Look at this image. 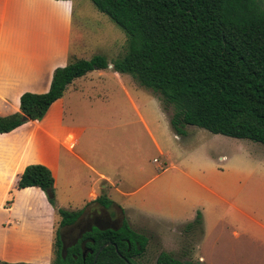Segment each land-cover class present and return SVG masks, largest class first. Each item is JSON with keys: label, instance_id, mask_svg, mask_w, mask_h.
<instances>
[{"label": "trees", "instance_id": "1", "mask_svg": "<svg viewBox=\"0 0 264 264\" xmlns=\"http://www.w3.org/2000/svg\"><path fill=\"white\" fill-rule=\"evenodd\" d=\"M118 25L127 36L124 54L112 61L96 54L91 58L71 55L66 65L56 67L46 92H24L19 111L0 116V133L14 130L30 120H41L77 77L112 64L114 71L129 74L140 86L151 90L169 112V124L178 136L187 126H197L214 134L248 139L264 146V0H90ZM171 109V111H170ZM38 187L55 205L54 177L40 163L28 164L19 175L17 188ZM8 199L5 206H9ZM118 206L105 195L93 202ZM84 209L57 208L59 226L73 224ZM186 230L201 229L198 211ZM98 247L109 241L125 256L122 244H137L141 253L148 238L132 229L126 219L118 230L97 228L87 233ZM57 235L55 263L73 260L60 252ZM112 245L104 247L95 264L120 263ZM0 264H14L1 262ZM24 264V263H18ZM133 264V263H130ZM154 264H197L182 262L168 252H160Z\"/></svg>", "mask_w": 264, "mask_h": 264}, {"label": "crops", "instance_id": "2", "mask_svg": "<svg viewBox=\"0 0 264 264\" xmlns=\"http://www.w3.org/2000/svg\"><path fill=\"white\" fill-rule=\"evenodd\" d=\"M73 16V0H0V116L19 111L22 93L46 92L54 69L66 65L71 55L80 58L72 51ZM113 77L119 84H114ZM138 100L109 63L107 68L75 78L41 120H30L12 131L0 133V215L5 216L0 224V261L29 264H50L51 261L57 209L46 200L40 188L16 187L19 175L28 164L47 166L54 177L57 195L66 198L68 203L77 193L85 204L105 195L124 210L113 200L110 189L117 188L116 181L125 177L122 173L127 172L133 186L140 183V178L144 179V148L134 140L126 150H117L113 138L108 140L107 136L91 130L97 122L110 131L116 125L134 124V139H138L146 124L145 111H141L145 103ZM164 115L174 138L178 139L180 136L171 129L165 112ZM116 154L123 159L115 158ZM162 155L167 160L170 154L165 151ZM154 162H157L155 158ZM201 186L221 197L208 184ZM8 199L12 201L5 206ZM33 199L38 200L41 211L49 219V236L36 240L33 235L29 237L33 231L27 228V221L20 220L24 214L33 213ZM57 207L64 208L59 203ZM202 220L204 224L202 218L197 238L192 239L193 234L186 237V245L192 244L191 251L199 249L206 234ZM11 234H18L25 243L5 240ZM1 239L9 244L6 243L8 250L1 251ZM195 260L200 264L204 261L201 255Z\"/></svg>", "mask_w": 264, "mask_h": 264}, {"label": "rangeland", "instance_id": "3", "mask_svg": "<svg viewBox=\"0 0 264 264\" xmlns=\"http://www.w3.org/2000/svg\"><path fill=\"white\" fill-rule=\"evenodd\" d=\"M73 4L72 51L86 59L96 54L105 56L108 61L122 56L127 45L125 32L90 0H73ZM115 73L123 78L130 94L145 103L140 107L145 111V128L138 139H134V124L116 125L110 131L97 122L91 131L107 136L108 140L113 138L117 150H126L134 140L144 148L145 175L137 183L139 187L133 186L126 172L122 173L126 180L116 181L117 188L110 189L113 200L124 207L123 211L117 206L111 207L114 217L120 221L126 219L132 229L148 238L140 257L142 263L134 264H154L163 251L189 263L200 264L195 258L201 255L204 260L201 264H264V146L248 139L214 134L197 126L187 127L185 136L174 138L164 118V112L167 116L169 112L162 111L158 97L137 84L129 74ZM113 82L119 84L114 77ZM165 151L170 154L167 160L162 155ZM115 158L123 159L118 154ZM120 165L124 169L123 161ZM203 183L221 197L205 190ZM54 195L55 205L52 206L55 209L59 203L71 210L84 209V215L96 206L81 203L79 193L73 195L70 203L66 198L61 199L55 188ZM45 198L49 202L46 194ZM33 203V213L24 214L20 220L27 221V228L33 231V234L29 232V237L33 235L36 240L48 235L49 219L46 212L41 211L38 200L33 199ZM117 208L122 212L116 214ZM198 211L204 219L202 229L206 234L199 249L191 251L189 245L192 247V244L186 245V237L193 234L195 240L201 229L194 228L187 233L185 225ZM56 214L51 260L57 250V235L63 230L57 210ZM4 219L5 216L0 215V224ZM8 239L25 243L18 234H11L5 240ZM5 240L1 239V251L9 249Z\"/></svg>", "mask_w": 264, "mask_h": 264}, {"label": "flooded vegetation", "instance_id": "4", "mask_svg": "<svg viewBox=\"0 0 264 264\" xmlns=\"http://www.w3.org/2000/svg\"><path fill=\"white\" fill-rule=\"evenodd\" d=\"M114 205L109 207L99 206L96 204L91 210L86 212L84 215H81L73 224L63 227L62 231H59L61 244H60V252L64 255L71 252V249H74L77 244L78 251H74V253H70V255L74 258L73 260H64V263H79L77 260L78 256H82L83 263H88L86 257L92 256L91 263H95L96 259L99 255V252L106 246L112 245L116 251V253L122 258V262L120 263H142L140 261V257L144 251L141 253H137L134 251L135 248H140L139 245H131L130 243L122 244V248L124 249L125 256L122 255L118 251V247L115 244H111V242L107 241L102 245L95 247L93 246V240L91 237L87 236L84 238L87 233L91 232L93 228H97L101 231L104 230H118L122 221L117 220L113 215ZM118 207V206H117ZM118 209V208H117ZM123 211V210H122ZM120 209L116 211V214L122 212ZM98 253V254H97ZM97 254V255H96ZM96 257V258H95ZM95 259V260H94ZM50 263H55V260H51ZM156 263V260L155 262Z\"/></svg>", "mask_w": 264, "mask_h": 264}, {"label": "water", "instance_id": "5", "mask_svg": "<svg viewBox=\"0 0 264 264\" xmlns=\"http://www.w3.org/2000/svg\"><path fill=\"white\" fill-rule=\"evenodd\" d=\"M110 66H111V65H110ZM97 254H98V253H97ZM97 254H96V255H97ZM95 258H96V257H95ZM94 260H95V259H94ZM92 264H95V263H92Z\"/></svg>", "mask_w": 264, "mask_h": 264}]
</instances>
